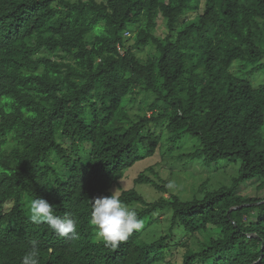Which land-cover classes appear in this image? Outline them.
<instances>
[{
	"label": "trees",
	"instance_id": "trees-1",
	"mask_svg": "<svg viewBox=\"0 0 264 264\" xmlns=\"http://www.w3.org/2000/svg\"><path fill=\"white\" fill-rule=\"evenodd\" d=\"M263 58L264 0H0V264H22L33 242L39 264H171L199 233L216 237L177 264H264V197L239 192L264 189V78L230 72L240 62L263 74ZM151 123L168 131V152L192 136L180 157L206 168L234 159L238 175L190 200L121 191L142 205L143 227L112 248L96 237L92 204L155 155ZM145 172L134 185L168 193ZM24 196L74 216L77 237L32 223ZM165 212L168 235L144 239Z\"/></svg>",
	"mask_w": 264,
	"mask_h": 264
},
{
	"label": "rangeland",
	"instance_id": "rangeland-1",
	"mask_svg": "<svg viewBox=\"0 0 264 264\" xmlns=\"http://www.w3.org/2000/svg\"><path fill=\"white\" fill-rule=\"evenodd\" d=\"M71 2L77 0H70ZM101 1V0H98ZM160 24V21L158 22ZM161 26L158 28L160 35L164 34L161 31ZM127 38L131 37V34L126 33ZM261 63H264V58ZM251 69L250 66H242L240 62H235L231 67L230 72L239 78L249 77L254 86L261 83L264 78V73L254 74L248 76V72ZM149 95V94H145ZM134 112H138V104L134 106ZM147 116H150V112H146ZM149 127L156 131L160 137L161 146L157 150L154 156L145 158L143 160L134 163L125 173L123 178L118 181L110 190L120 194L121 191L134 188L140 193L147 201L156 202L160 198L168 199L169 195H176L182 200H190L194 196L200 198L202 195L198 193L201 184L206 183L207 191H214L221 186L229 185L234 177L238 175L239 164L234 163V159L229 161H221L217 166L206 168L203 166V162L200 159L194 161L187 160L186 157H180L182 154H186L193 150L192 146L198 143L197 138L192 136H185L179 143V149L168 152L167 150V138L169 133L166 129L160 130L159 126H154L153 123ZM185 144V145H184ZM152 169V171L145 172ZM145 172V175L158 184L167 188L168 193H160L153 188L146 185H134L133 180L141 173ZM257 181H248L243 183L239 187V192L244 197H264V189L257 190ZM30 201L31 199L24 196L22 199L23 209L26 217L30 219ZM136 212L143 207L139 204H133L129 206ZM155 223L150 225L143 231V238L146 240H153L159 236L168 235L170 230V214L161 213L154 214ZM31 220V219H30ZM208 236L215 238L213 233H199L192 238H183L181 244L185 245L188 249L198 253L204 248V243L207 241ZM180 245V244H179ZM184 247V248H186ZM183 247H175L172 253L167 256L166 261L171 264H177L182 261V256L185 251Z\"/></svg>",
	"mask_w": 264,
	"mask_h": 264
},
{
	"label": "clouds",
	"instance_id": "clouds-1",
	"mask_svg": "<svg viewBox=\"0 0 264 264\" xmlns=\"http://www.w3.org/2000/svg\"><path fill=\"white\" fill-rule=\"evenodd\" d=\"M31 222L47 223L61 237H77V219L71 215L59 217L54 214L53 206L37 197L30 201ZM91 224L96 229V237L107 246L116 248L128 239L133 230H140L143 221L138 213L123 203L119 194L113 191L110 195L94 199L91 210ZM39 251L33 242L31 249L23 256L22 264H39Z\"/></svg>",
	"mask_w": 264,
	"mask_h": 264
}]
</instances>
